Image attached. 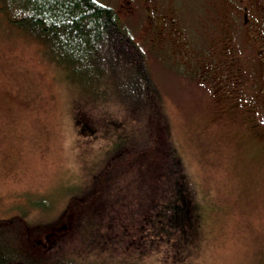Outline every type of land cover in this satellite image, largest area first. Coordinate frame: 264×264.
Instances as JSON below:
<instances>
[{"label":"rangeland","instance_id":"obj_1","mask_svg":"<svg viewBox=\"0 0 264 264\" xmlns=\"http://www.w3.org/2000/svg\"><path fill=\"white\" fill-rule=\"evenodd\" d=\"M100 1L115 8L145 49L181 170L164 179L170 184L156 207L153 179L142 169L114 178L85 209L72 207L62 233L45 234L53 237L49 252L79 263L84 256L102 264H264V124L252 128L231 108L218 118L226 100L214 99L210 78L184 73L179 64L210 35L222 39L225 24L214 13L223 9L214 0H202L203 9L197 0ZM176 26L182 39L173 41ZM17 32L0 20V220L19 215L57 231L53 223L71 195L91 188L126 117L54 64L48 45ZM155 33L164 41L151 44L147 35ZM142 200L152 211L140 222L133 209ZM112 206L127 212L117 226L99 217ZM75 225L113 236L88 251Z\"/></svg>","mask_w":264,"mask_h":264},{"label":"trees","instance_id":"obj_2","mask_svg":"<svg viewBox=\"0 0 264 264\" xmlns=\"http://www.w3.org/2000/svg\"><path fill=\"white\" fill-rule=\"evenodd\" d=\"M200 1L202 2L197 0L196 5L202 8L204 1L202 4ZM214 3L215 8L223 9L227 6L225 0H214ZM0 20L13 25L21 37L28 34L32 39L48 45L54 64L70 70L77 84L85 86L100 100L110 102V106L118 108L126 117L123 122L124 131L117 134L104 164L94 173L91 188L78 196L71 195L65 210L53 223V226H57V231L42 223L30 226L19 215L0 220V264H102V261L90 263L84 256L79 257L81 263L78 260L72 261L71 256L55 257L49 252L53 237L48 238L45 234L49 231L55 232L52 236L62 233L68 228L69 222L66 219L73 206L79 210L85 209L114 178L121 179L125 173L136 169H142L141 173H146L153 179L150 187L154 189L155 195L152 198L156 207L157 196L170 184L166 185L164 179L171 177L172 180L173 176L177 177L178 168L181 170L177 151L167 135L166 116L148 70L145 49L129 34L115 8L100 0H0ZM231 27L230 22H227L217 36L221 40L215 41L216 35H210L208 44L205 43L207 47L204 44L200 47L199 44L198 51L191 50V57L186 60L180 58L179 64L184 73L210 78L215 91L214 99L226 100V107L217 109L218 118H222L225 110L231 108L230 110L245 118L250 127L258 128L264 124L263 88L259 84L254 85L249 74L247 79L246 74L239 78L236 76L237 71L224 68L226 50L229 47L227 44L235 46L240 41L239 34H233ZM180 30L176 26L175 32L170 33L177 35L172 37L173 41L182 39L176 33L179 31L182 35ZM147 39L154 45L164 41L156 33L153 37L148 34ZM177 55L175 58L179 57ZM161 59L165 60L166 56L162 55ZM103 87H106V92L101 89ZM81 121L84 124L85 119L82 118ZM257 134L262 139L260 132L253 136L257 137ZM124 187H127L125 182ZM182 199L186 200L187 197L183 195ZM140 202L141 207L133 211L136 220L141 222L149 214L151 207L145 205L143 200ZM126 215L127 212L117 206L101 208L99 211V217L106 225L117 226ZM75 226L76 234L84 236L78 239H82L81 242L85 243V250L88 251L92 247L100 248L107 238L113 236L108 233L93 235L92 230L87 232L81 230L79 225ZM123 264L138 263L132 260L123 261Z\"/></svg>","mask_w":264,"mask_h":264},{"label":"flooded vegetation","instance_id":"obj_3","mask_svg":"<svg viewBox=\"0 0 264 264\" xmlns=\"http://www.w3.org/2000/svg\"><path fill=\"white\" fill-rule=\"evenodd\" d=\"M225 1L222 14L216 12L218 23L230 22L231 32L238 33L240 41L226 50L224 68L237 71L239 78L246 74L247 79L249 74L254 85L259 84L264 91V0Z\"/></svg>","mask_w":264,"mask_h":264}]
</instances>
